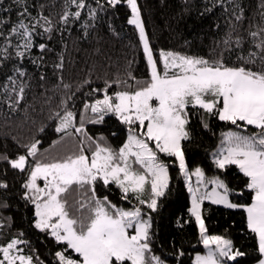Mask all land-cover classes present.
<instances>
[{"label": "snow or ice", "instance_id": "obj_1", "mask_svg": "<svg viewBox=\"0 0 264 264\" xmlns=\"http://www.w3.org/2000/svg\"><path fill=\"white\" fill-rule=\"evenodd\" d=\"M118 5L126 6L144 71L137 77L129 61L128 70L102 78V86L82 81L89 91L79 97L78 108L76 92L61 75L66 91L50 111L56 138L49 147L42 149V140L33 137L13 155L0 152L2 175L12 170L19 177L16 195L31 206L29 228L53 242L49 261L18 230L0 242V264H168L155 251L153 214H159L170 190L169 164L188 192L187 219L178 217L176 224L194 222L204 249L191 264H246L237 258L249 257L227 229L209 233L205 202L241 210V231L246 229L253 241L247 264H264V0H258L252 16L246 15L244 0H204L201 15L217 12L207 54L190 50L189 41L184 42L188 50L154 48L138 0H63L55 18L56 4L48 0H10L9 7L0 4V102L14 109L24 100L32 77L25 62L35 69L46 63L55 51L46 39L54 32L77 24L87 34L101 14ZM13 9L15 20L6 15ZM51 67L60 72L63 56ZM109 116L123 126L119 145L103 132L87 130L86 125L103 124ZM193 117L205 130H211L213 120L232 126L208 153L212 168L219 170L212 175L201 166L190 171L186 163L183 143L192 139ZM230 166L242 174L243 187H229L223 178ZM245 189L250 202L231 198ZM8 190L7 179H0V230L10 231L13 218L4 215L10 207ZM109 192H118L131 207L114 203ZM173 247L179 264L183 252L174 242Z\"/></svg>", "mask_w": 264, "mask_h": 264}, {"label": "trees", "instance_id": "obj_2", "mask_svg": "<svg viewBox=\"0 0 264 264\" xmlns=\"http://www.w3.org/2000/svg\"><path fill=\"white\" fill-rule=\"evenodd\" d=\"M48 2L56 4V8L53 9L55 18L56 13L61 10L60 5L63 0H48ZM138 2L154 48L188 50L184 42L189 41L190 50L203 54L208 53L212 37L216 35L213 23L217 12L201 15L200 10L204 0H138ZM0 4L3 7H9L10 0H0ZM244 4L246 15L252 16L258 0H244ZM126 12L125 5H118L115 11L109 9L108 15L101 14L102 19L96 23L95 27L89 28L87 34L77 24L69 26L62 32H54L50 41L46 39L49 47L55 49L48 53L46 63L40 69H35L30 62H25L24 66L32 77L26 88L24 100L14 109L0 102V152L6 151L9 155H13L21 144L27 143L33 137L42 140V149L49 147L51 141L56 138L54 124L49 119L50 111L60 104L66 91L60 85L61 75L63 83L70 85L71 91L77 94V108L80 106L79 97L89 91V85L82 84V81H88L91 87L102 86V78L115 77L128 70L129 61H132L131 71L137 77L142 75L144 71L142 50L136 46L138 39L132 26L127 25ZM6 15L12 20L16 19L14 9ZM247 23L246 20L245 26ZM36 39L40 41L39 37ZM38 51L36 48L33 49L34 54ZM59 55L63 56L64 67L57 72L51 65L58 61ZM41 72L46 74V79L43 81L39 79ZM86 127L92 135L103 132L114 146L119 145L124 138L123 126L111 116L106 117L103 124H88ZM229 127L232 126L213 120L211 130H205L200 126L199 119L193 117L190 122L192 139L183 143L189 170L195 166H201L207 175H212L213 171H219L212 168L208 153L217 144L220 133ZM41 128L44 129L43 132L39 131ZM113 132L116 133L115 136L112 135ZM169 169L170 190L161 199L159 214H153V231L157 233L155 251L166 258L168 264H177L175 256L172 255L175 250L174 242L175 248L183 252L179 264H191V258L196 252H202L203 246L197 242L198 233L194 222L182 226L176 224L178 217L182 216L187 219L188 193L183 179L178 176L177 168L169 164ZM2 173L3 165L0 164V179H7L9 184L7 195L10 207L4 215L13 218V225L10 231L0 230V242L9 238L14 232L23 230L26 234L25 238L36 247L41 258L50 261L51 257L47 254L49 249L53 248V242L29 228L28 219L31 217V206H25L16 195L19 188V177L12 170H9L7 177H4ZM222 176L228 182L229 187H243L242 174L235 166H230L222 173ZM107 194L119 206L131 207L127 201L120 200L118 192ZM231 198L233 200L248 199L250 202L247 189L239 197L233 193ZM204 208L209 233L225 234V229H227L226 234L233 239L236 247L249 253L247 258H237L245 260L247 264L250 261L253 241L244 234L246 229L241 231L243 227L241 210L226 209L209 203H205Z\"/></svg>", "mask_w": 264, "mask_h": 264}, {"label": "rangeland", "instance_id": "obj_3", "mask_svg": "<svg viewBox=\"0 0 264 264\" xmlns=\"http://www.w3.org/2000/svg\"><path fill=\"white\" fill-rule=\"evenodd\" d=\"M191 171V170H190ZM193 179V182H195V177H193L192 178ZM187 190V189H186ZM188 193V192H187ZM205 203H208V202H205ZM216 206H219V205H216ZM221 207H223V206H221ZM203 246V245H202ZM203 252H204V249H203V251L201 252V254H203ZM195 255V254H194ZM194 255H193V257H194Z\"/></svg>", "mask_w": 264, "mask_h": 264}]
</instances>
